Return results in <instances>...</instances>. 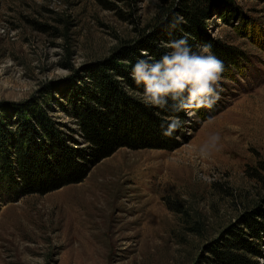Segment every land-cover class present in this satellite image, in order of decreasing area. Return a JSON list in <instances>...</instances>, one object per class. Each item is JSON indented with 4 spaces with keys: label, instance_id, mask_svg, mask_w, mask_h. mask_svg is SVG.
Masks as SVG:
<instances>
[{
    "label": "rangeland",
    "instance_id": "374dc122",
    "mask_svg": "<svg viewBox=\"0 0 264 264\" xmlns=\"http://www.w3.org/2000/svg\"><path fill=\"white\" fill-rule=\"evenodd\" d=\"M195 1L0 0V126L34 115L85 149L68 92ZM206 6V30L225 48L220 100L185 111L175 149L121 147L46 193L0 180V264H216L214 245L244 212L261 204L264 215V0ZM214 134L220 150L202 157Z\"/></svg>",
    "mask_w": 264,
    "mask_h": 264
},
{
    "label": "trees",
    "instance_id": "16d2710c",
    "mask_svg": "<svg viewBox=\"0 0 264 264\" xmlns=\"http://www.w3.org/2000/svg\"><path fill=\"white\" fill-rule=\"evenodd\" d=\"M211 1L181 4L179 14L169 12L166 21L156 26L145 41L128 46L130 51L118 58L128 62L99 61L91 75L68 92L69 110L77 118L79 133L87 143L85 149L70 144V138H62L53 127L46 126L34 115L18 120L16 130L5 131L3 125L0 126V180L9 181L21 195L46 193L83 180L92 166L121 147H179L181 140L177 132L182 125L173 130V117L185 118V111L190 107L175 111L170 98L165 107L153 106L128 94L123 86L145 94L144 85H138L132 78L133 66L139 59L159 61L169 52L161 44L164 42L187 38L195 53L201 52L199 43L210 45L222 61L225 48L206 30L209 18L206 4ZM230 5L221 9V19L226 20L233 12ZM173 24L175 26L171 27ZM160 27H165V31L159 32ZM110 71L124 79L114 77ZM259 205L245 211L240 222L228 229L225 239L214 245L216 264H262L259 258L264 257V215Z\"/></svg>",
    "mask_w": 264,
    "mask_h": 264
},
{
    "label": "clouds",
    "instance_id": "9594fccd",
    "mask_svg": "<svg viewBox=\"0 0 264 264\" xmlns=\"http://www.w3.org/2000/svg\"><path fill=\"white\" fill-rule=\"evenodd\" d=\"M169 48L171 51L159 61L139 59L133 66L132 78L138 85H144L146 102L165 107L170 98L175 111L190 106L212 108L223 90V61L211 53L210 45H204L200 53L193 52L187 38L171 42ZM173 124L175 130L181 121L176 118ZM220 141L219 134L210 136L200 147V155L208 157L219 151Z\"/></svg>",
    "mask_w": 264,
    "mask_h": 264
}]
</instances>
